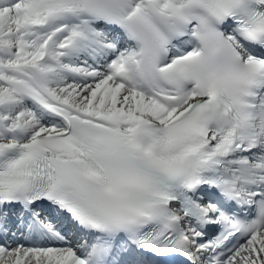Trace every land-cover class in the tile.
I'll list each match as a JSON object with an SVG mask.
<instances>
[{
	"label": "snow or ice",
	"instance_id": "6c2138e0",
	"mask_svg": "<svg viewBox=\"0 0 264 264\" xmlns=\"http://www.w3.org/2000/svg\"><path fill=\"white\" fill-rule=\"evenodd\" d=\"M0 264H264V0H0Z\"/></svg>",
	"mask_w": 264,
	"mask_h": 264
}]
</instances>
